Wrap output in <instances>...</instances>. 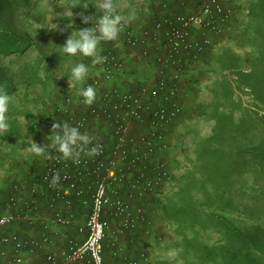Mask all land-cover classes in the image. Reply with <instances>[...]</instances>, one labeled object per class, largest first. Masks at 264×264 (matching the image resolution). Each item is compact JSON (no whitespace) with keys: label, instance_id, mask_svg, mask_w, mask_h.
Segmentation results:
<instances>
[{"label":"rangeland","instance_id":"374dc122","mask_svg":"<svg viewBox=\"0 0 264 264\" xmlns=\"http://www.w3.org/2000/svg\"><path fill=\"white\" fill-rule=\"evenodd\" d=\"M6 1L0 37L18 36L10 40L12 51L0 49V88L10 96V127L0 133L3 196L31 164L42 172L47 159L29 148L34 141L49 144L51 132L36 133L31 125L77 88L75 64L88 65L87 78L94 72L92 60L62 48L86 25L81 13L89 20L102 14L96 0ZM256 1L238 0L241 32L183 77V113L169 132L175 183L148 205L151 235L137 238L149 241L145 249L155 264H255L243 257L239 231L254 237L252 249L264 257V0L252 13ZM130 245L127 252L138 255L141 246ZM106 251L109 263L114 258Z\"/></svg>","mask_w":264,"mask_h":264},{"label":"built area","instance_id":"2783aa9c","mask_svg":"<svg viewBox=\"0 0 264 264\" xmlns=\"http://www.w3.org/2000/svg\"><path fill=\"white\" fill-rule=\"evenodd\" d=\"M238 14V0H162L152 24L129 23L116 40L101 41L106 60L86 79L93 103L71 92L33 128L79 126L102 151L81 153L79 163L55 152L42 172L15 184L0 203V264H155L149 241L137 238L151 235L148 205L175 183L169 132L183 113V77L239 33ZM138 49L147 73L127 76ZM125 240L140 253H128Z\"/></svg>","mask_w":264,"mask_h":264},{"label":"clouds","instance_id":"9594fccd","mask_svg":"<svg viewBox=\"0 0 264 264\" xmlns=\"http://www.w3.org/2000/svg\"><path fill=\"white\" fill-rule=\"evenodd\" d=\"M96 8L101 11L95 19V27H86L78 31H72L63 44V52L75 56L78 53L85 57H93V64H100L106 60V57L99 54L101 41L116 40L119 34L135 19L134 14L125 17L117 11L114 0H96ZM87 8V5H85ZM84 23H88L89 17L81 13ZM88 65L83 62L75 64L71 68V80L79 84L78 95L83 97V102L91 105L95 99L96 92L90 85H86ZM10 96L0 88V133L7 132L10 125L7 118L9 110ZM49 144L41 146L37 142L30 145L29 151L36 156L44 159H51V150L60 153L65 160L71 159L74 163H79L81 153L95 156L102 151V145L95 144L91 147L94 137L88 133H82L79 126H73L69 123L52 125L51 135L48 136ZM61 177L55 173L51 184L56 186Z\"/></svg>","mask_w":264,"mask_h":264},{"label":"crops","instance_id":"0c3cea01","mask_svg":"<svg viewBox=\"0 0 264 264\" xmlns=\"http://www.w3.org/2000/svg\"><path fill=\"white\" fill-rule=\"evenodd\" d=\"M139 1L140 0H118L117 6L120 7L119 9L121 11H123V15L125 17H127L129 14L135 15V19L130 22L131 24L137 27H143L147 24H152L156 18V7L162 0H143V2ZM143 73H147L146 65L144 58L141 55V50L138 49L136 53L130 55L128 58L126 75L139 76ZM98 100L99 99H96L95 101Z\"/></svg>","mask_w":264,"mask_h":264},{"label":"trees","instance_id":"16d2710c","mask_svg":"<svg viewBox=\"0 0 264 264\" xmlns=\"http://www.w3.org/2000/svg\"><path fill=\"white\" fill-rule=\"evenodd\" d=\"M8 4H7V1L6 0H0V10H1V13L3 14V13H7V8H8ZM262 6V1L261 0H259V1H256V2H254L253 4H252V7H251V11H252V13H255L256 12V10L258 9V8H260ZM156 9H157V7H156ZM241 32V30L239 31V33ZM238 35V34H237ZM236 35V36H237ZM17 34H11L10 32H8V31H6V34H3L1 37H0V42H4L5 40H7L8 38H9V41H8V44L7 45H4V43H1L0 44V49L2 50V51H12V47H13V43L15 42V41H13V42H10V40H11V38H17ZM210 56H212V55H210ZM207 57H209V56H207ZM206 57V58H207ZM78 87H79V85L77 86V88L74 90V91H76V90H78ZM5 91L6 92H8V89H5ZM66 98V96H64L63 97V100L62 101H59V100H56L55 102H54V104H53V106H56V105H58V103H62L63 101H64V99ZM45 115H46V112H45ZM44 115V116H45ZM43 116V117H44ZM40 121H42V120H39V121H37V122H40ZM31 128H32V130L35 132L36 130L33 128V124L31 125ZM36 133H41V132H36ZM55 153V151L53 152V154ZM31 165H33L31 168H30V170H28V172L26 173L27 174V176H26V178H23V180H30V179H32L35 175H37V173H36V171H39L40 170V167H39V169H37L36 167H34V164H31ZM36 169V170H35ZM35 170V171H34ZM40 173V172H39ZM22 180V181H23ZM17 182L18 181H15V182H13L11 185H10V188L8 189V191H7V193H5V195L3 196L2 194H0V203L1 202H3L4 200H6L9 196H10V194L12 193V188H14V186H15V184H17ZM238 239H239V241H240V243L242 244V245H244V247H243V257H245V258H250L252 261L251 262H254L255 264H264V257L263 256H261V255H258V254H256L254 251H253V249H252V247H253V245H255L256 243H255V240H254V237L252 236V235H250V234H248V233H245V232H242V231H239L238 232ZM107 248V247H106ZM250 263V262H249Z\"/></svg>","mask_w":264,"mask_h":264}]
</instances>
